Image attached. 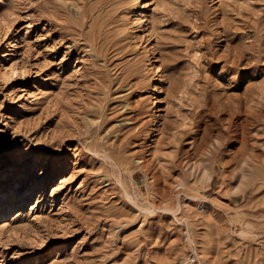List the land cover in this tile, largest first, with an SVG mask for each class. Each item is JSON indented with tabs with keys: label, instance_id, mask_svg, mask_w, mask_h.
<instances>
[{
	"label": "rangeland",
	"instance_id": "1",
	"mask_svg": "<svg viewBox=\"0 0 264 264\" xmlns=\"http://www.w3.org/2000/svg\"><path fill=\"white\" fill-rule=\"evenodd\" d=\"M0 188V264H264V0H0Z\"/></svg>",
	"mask_w": 264,
	"mask_h": 264
},
{
	"label": "bare ground",
	"instance_id": "2",
	"mask_svg": "<svg viewBox=\"0 0 264 264\" xmlns=\"http://www.w3.org/2000/svg\"><path fill=\"white\" fill-rule=\"evenodd\" d=\"M76 1V0H75ZM77 3V2H76ZM145 4V3H144ZM85 7V4H84ZM143 7V6H142ZM53 8V7H52ZM83 10V8H80ZM143 9V8H141ZM79 10V9H78ZM90 11V10H89ZM95 13V12H94ZM92 14V13H91ZM91 14H85L84 11H79L78 13V18L77 19H70L68 17H64L62 19V26L61 27H68L70 28L72 31H75L79 36L82 37V39H84L86 42L90 43V48L93 45V39H94V28H90L89 31H84V28H81V26L83 24H85V20H84V16H88L91 18ZM74 15V14H73ZM75 16V15H74ZM95 17V16H94ZM87 19V18H86ZM51 20V19H50ZM90 20V19H89ZM90 24V23H89ZM87 27V26H86ZM96 29V28H95ZM99 41V40H98ZM77 42V41H76ZM87 43V44H88ZM99 43V42H98ZM102 45V44H101ZM85 47V46H84ZM83 47V49H84ZM92 52V51H91ZM155 71H158V68H155ZM163 78H161L160 81H162ZM161 89L158 88V94H160ZM21 186L17 187V190L20 189ZM30 191V190H29ZM6 194L5 190L3 188H0V202L2 200V197ZM12 202V201H11ZM9 204V203H8ZM7 203L5 204V206L0 207V216L3 218H6L8 215H10V209H9V205ZM60 251V249H57V253Z\"/></svg>",
	"mask_w": 264,
	"mask_h": 264
}]
</instances>
